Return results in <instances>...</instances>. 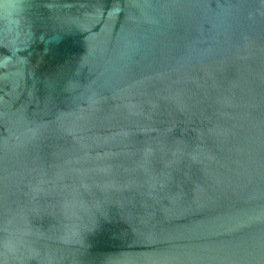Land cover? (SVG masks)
Instances as JSON below:
<instances>
[{
    "label": "water",
    "instance_id": "95a60500",
    "mask_svg": "<svg viewBox=\"0 0 264 264\" xmlns=\"http://www.w3.org/2000/svg\"><path fill=\"white\" fill-rule=\"evenodd\" d=\"M0 264H264V0H0Z\"/></svg>",
    "mask_w": 264,
    "mask_h": 264
}]
</instances>
